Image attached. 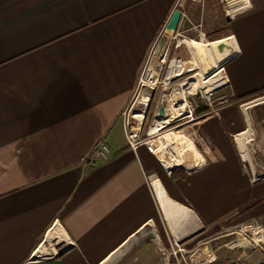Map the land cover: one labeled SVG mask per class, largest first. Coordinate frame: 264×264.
<instances>
[{
    "label": "crops",
    "instance_id": "crops-1",
    "mask_svg": "<svg viewBox=\"0 0 264 264\" xmlns=\"http://www.w3.org/2000/svg\"><path fill=\"white\" fill-rule=\"evenodd\" d=\"M175 1L0 0V264H175L161 248L264 199L263 103L240 104L264 91V0L226 37L176 38L201 94L228 99L127 145L119 115Z\"/></svg>",
    "mask_w": 264,
    "mask_h": 264
},
{
    "label": "rangeland",
    "instance_id": "rangeland-1",
    "mask_svg": "<svg viewBox=\"0 0 264 264\" xmlns=\"http://www.w3.org/2000/svg\"><path fill=\"white\" fill-rule=\"evenodd\" d=\"M247 0L240 1L238 3L233 4L229 7L226 11L224 9V5L222 0H176L174 3V8L180 10L183 13V17L177 24L176 28V36L175 39L171 40L168 43V48L166 52L165 63L162 66L160 77L158 80L156 79L155 85L151 88H148L147 83H138L137 79V86L135 91L131 95L127 105L120 113V118L124 119V127L129 129L130 127H138V139L145 140L150 139L152 137L162 135L164 133H173L175 130H182V126L188 122L184 121V117L181 120H176L175 118L171 119V122L163 126L162 128L154 131L151 133V125L154 121V118L158 116L156 110L158 106H162L165 108L166 111L170 110L172 112V116H175L171 109V95L175 90L179 89V95L181 100L182 98V91L181 85L185 81L191 80L190 77L194 76L196 72L199 70L196 66L191 65V60L193 59L191 54L189 53L186 46L181 43H176V38H180L182 36H186L195 40L200 38V34L206 40H214L222 37H226L229 32V26L227 24V20L235 17L236 15L240 14L246 7L238 9L235 11V8L242 5V3ZM250 4V0L248 2ZM203 12V17H201V12ZM232 11V12H231ZM164 40L162 33L155 38L150 51L148 53L143 66L141 67L140 75L142 76L143 81H146V70L147 66L149 65V61L151 60L152 56L155 54L154 51L158 49L162 43H167ZM158 51V50H157ZM172 58H179L183 60L184 65H188L189 68L187 71L182 72L179 75H175L174 77L170 76L168 79V66H170V60ZM153 59V58H152ZM224 64V63H223ZM186 67V66H185ZM187 68V67H186ZM145 79V80H144ZM205 84V81H204ZM202 93V91H201ZM220 87L214 90L210 95L203 96L202 94L191 93L187 94V106L185 109L191 108L192 113L194 116L199 115V113L204 112L205 110L209 109L211 106L218 105L219 101L224 99L225 97L220 95ZM264 98V92L257 93L250 97H244L240 100V104L242 106L250 107L256 101ZM225 99H228L225 98ZM263 103L261 106V111L257 115L259 116L256 122L258 128H264V101L257 102ZM252 104V105H251ZM249 108V111H251ZM133 110V111H131ZM142 110L144 111V116L142 122L139 124V121L134 118L133 115L136 111ZM167 112L169 115L171 112ZM257 113V112H256ZM167 115V116H169ZM192 115V116H193ZM197 119V118H196ZM194 119V120H196ZM137 121V123H136ZM168 122V121H167ZM185 122V123H184ZM133 129V128H132ZM264 131V129H263ZM126 139V138H125ZM261 153V152H260ZM256 156V153L253 154ZM258 157V156H257ZM181 167H175L173 171L181 170ZM262 208H257L254 211L250 210L243 215L235 214L230 217H222L219 218L215 223L206 226V228L197 236L189 240V245L193 243L200 242L202 240L210 239L212 237H216L218 235L219 238L215 240H211L214 242L215 245H219L216 249V258H214L211 263L216 264H264V245L261 246L259 242H252L246 239L241 233V238L236 236V233H239V229L249 224L251 218H254L258 221L259 226H261L264 230V222L262 214H260L259 210L264 209V205L259 206ZM246 209V208H245ZM244 210V209H243ZM259 211V212H258ZM244 229V228H243ZM242 229V230H243ZM146 231V227L141 229V233ZM231 230V231H230ZM235 230V232L233 231ZM234 232V233H233ZM261 238L256 240H264V233H261ZM235 237L237 240H234ZM238 238L242 240L240 243H237ZM253 238V236H252ZM254 239V238H253ZM255 240V239H254ZM232 241L235 244L233 249H230L226 244L227 242ZM247 241V242H246ZM231 242V243H232ZM248 243V244H247ZM250 243V244H249ZM223 244V245H222ZM253 245V246H252ZM225 260V262H217L220 260Z\"/></svg>",
    "mask_w": 264,
    "mask_h": 264
},
{
    "label": "built area",
    "instance_id": "built-area-1",
    "mask_svg": "<svg viewBox=\"0 0 264 264\" xmlns=\"http://www.w3.org/2000/svg\"><path fill=\"white\" fill-rule=\"evenodd\" d=\"M182 17H183V13L180 12L179 21L181 20ZM160 32L162 33L164 40L167 39V43L162 48V50H160V52H159V55L161 56L160 57L161 58V66H160V70H159V75L161 73L162 66L165 63L168 43L171 40L175 39V36H176V34H174V35L164 34L163 30H161ZM160 32L158 33V35L160 34ZM158 35H157V37H158ZM168 35H169V37H168ZM138 83H143L141 75L138 78ZM262 101H264V98L260 99L259 101H256L255 103L262 102ZM185 106H187V104ZM185 106L181 107V108H180V105L178 106L181 110L179 111V114L177 116H174V115L172 116V112L170 110L166 111L165 108L162 107V109H163V115L162 116L165 117L166 121H168L167 124L170 123L171 119H173V118H175L176 120H181L184 117H188V119L184 118L185 122L186 121L188 122V120L191 121V120L196 119L197 116L193 115L192 109L187 108V110H186ZM169 111L171 112L170 115L167 113ZM167 115H169V116H167ZM136 123H137V121H136ZM138 125H140V124H138ZM132 128H134V127H130L129 129L126 128V130H125V127H124L125 138H126V142H127V145L129 146V148L134 150L139 145L144 144L150 150V146L147 143V139L139 140L138 135H137L138 130L135 133V132H133ZM107 153H108V146H107L105 140L102 139L98 143V145L95 147V149L93 150V153H92L91 157L89 158L88 162L95 164V162H97L98 160L106 158ZM243 228H249L250 231H244V230H242ZM233 231L235 232V230H233ZM238 232L239 233H236V236H238L240 238L242 235L241 233H243L242 236H244L249 241L251 240L252 242H259V243L264 242V240H260V239L254 240L252 238L253 232L255 234L264 233L263 228L261 226H259L258 221L254 218H251L249 221V224L242 226ZM217 238H218V235H216V237H212L210 239H206V240H202L200 242L193 243L190 246H185L183 244H179L175 240H172L170 242V246L168 247V249L161 248V250H162V253L164 254L165 257L172 256L175 264H210V262L214 258H216V249L219 246V245L218 246L215 245L214 242L211 240H215ZM234 240H237V238L235 237ZM231 242L232 241L227 242L226 245L228 247L233 248L235 246V244L231 243ZM240 242H241V240L239 239L237 243H240Z\"/></svg>",
    "mask_w": 264,
    "mask_h": 264
},
{
    "label": "bare ground",
    "instance_id": "bare-ground-1",
    "mask_svg": "<svg viewBox=\"0 0 264 264\" xmlns=\"http://www.w3.org/2000/svg\"><path fill=\"white\" fill-rule=\"evenodd\" d=\"M168 37H169V35H168ZM160 45L161 46L158 49H156L155 54L152 56L153 59L151 58V60L149 61V65L147 66V70H146L147 74L145 75L146 81H143V79H142V82L147 83L148 88H151V86L153 87L155 85V83H157L156 79H158L160 77L159 70H160V66H161V58H160L161 56L159 55V52L166 45V43L164 42ZM190 79L191 80L185 81L184 83L180 84L183 100H181V98H180L179 89L175 90L173 92V94L171 95L170 106H171L173 113H175V116H177L179 114L181 107H184L186 104H188L187 94H191V93H198L199 94V92L201 94V87L204 85V80L202 78V74L200 72H197ZM179 105H180V108L178 107ZM131 111H133V110H131ZM135 111L136 112L131 116L136 118L140 124L142 122V119L144 116V111H142V110H139V111L135 110ZM166 124H167V121H166L165 117H163L162 115L161 116L158 115L154 118V121L151 125V130L156 131V130L162 128L163 126H165ZM132 130H133V132L136 133L138 130V127H134ZM243 230L244 231H250L249 228H244ZM261 235L262 234H255L253 232V238L255 240L258 238H261ZM239 238H238V240H239ZM234 243H236V242H234Z\"/></svg>",
    "mask_w": 264,
    "mask_h": 264
},
{
    "label": "water",
    "instance_id": "water-1",
    "mask_svg": "<svg viewBox=\"0 0 264 264\" xmlns=\"http://www.w3.org/2000/svg\"><path fill=\"white\" fill-rule=\"evenodd\" d=\"M179 17H180V10L177 9V8H174L168 19L166 20L164 26H163V33L164 34H171V35H174L176 33V28H177V24H178V21H179ZM198 94V93H197ZM157 114L158 115H163V109H162V106H158L157 107Z\"/></svg>",
    "mask_w": 264,
    "mask_h": 264
},
{
    "label": "trees",
    "instance_id": "trees-1",
    "mask_svg": "<svg viewBox=\"0 0 264 264\" xmlns=\"http://www.w3.org/2000/svg\"><path fill=\"white\" fill-rule=\"evenodd\" d=\"M264 92V91H263ZM244 98V97H243ZM262 205H264V199L263 200H261V201H259V202H257L256 204H254V205H252V206H250V207H247L246 209H244V210H242L241 212H239L238 213V215H243V214H245V213H247L248 211H250V210H255V209H259V208H262V207H259V206H262ZM260 211V214H262V217H263V222H264V209L263 210H259ZM258 211V212H259ZM255 212V211H254Z\"/></svg>",
    "mask_w": 264,
    "mask_h": 264
},
{
    "label": "flooded vegetation",
    "instance_id": "flooded-vegetation-1",
    "mask_svg": "<svg viewBox=\"0 0 264 264\" xmlns=\"http://www.w3.org/2000/svg\"><path fill=\"white\" fill-rule=\"evenodd\" d=\"M157 111V110H156Z\"/></svg>",
    "mask_w": 264,
    "mask_h": 264
}]
</instances>
